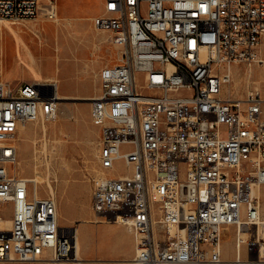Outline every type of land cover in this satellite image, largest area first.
<instances>
[{
	"label": "built area",
	"instance_id": "2783aa9c",
	"mask_svg": "<svg viewBox=\"0 0 264 264\" xmlns=\"http://www.w3.org/2000/svg\"><path fill=\"white\" fill-rule=\"evenodd\" d=\"M40 11V0H0V24ZM107 14L93 23L119 59L85 98L101 134L95 216L132 233L133 264H239L245 244L264 260V97L225 91L236 67L264 63V0H112ZM60 100L56 84L0 80V208L12 211L0 213V262L81 261L78 225H60L56 197L17 168L19 130L55 120ZM117 163L126 173L108 174Z\"/></svg>",
	"mask_w": 264,
	"mask_h": 264
},
{
	"label": "rangeland",
	"instance_id": "374dc122",
	"mask_svg": "<svg viewBox=\"0 0 264 264\" xmlns=\"http://www.w3.org/2000/svg\"><path fill=\"white\" fill-rule=\"evenodd\" d=\"M102 3L103 0H40V7L49 9L51 4L57 5L59 16L62 18L61 24L50 21L46 11L42 10L35 19L0 24V80L3 79L16 87L21 82H44L45 74L48 75L47 80L53 79L51 74H55L59 78L61 92L75 89L78 84L76 76L82 74L81 58L85 54L86 46L98 40L89 27L90 21L85 18L91 17L92 23L96 15L103 14L104 3ZM70 15L83 20L72 25L70 20L69 25L64 17ZM5 25H8V28ZM262 48L264 53V39ZM17 49L26 60L29 50L33 52L34 59L38 63L36 67L41 68L43 77L41 80L35 79L34 73L26 64L18 60ZM105 52L113 63L118 62L117 47L113 51L105 50ZM74 55H77L79 60ZM99 73L100 68L90 69L89 85L94 93L89 98L99 92V85L96 86L99 82ZM233 74L232 82L225 89L226 93L240 98L251 86L258 88L264 97V63H255L252 66L240 65L234 69ZM63 101L66 103L59 106L56 120L45 124L42 122L26 124L19 130L16 142L18 173L24 177H33L38 170L44 177L39 184L41 196L51 194L49 183L56 191L60 225H79L83 243L80 254L83 260L80 261L81 263L67 264H94V261L103 259L99 255H108L107 260H115L117 255L115 250L119 246L118 239H122L121 245L128 248V237L118 227L97 226L108 223L101 222L100 218L97 219L91 206L94 179L102 172L99 162L100 128L92 122L91 105L88 100L82 98L77 102L68 98ZM60 110L66 114L61 115ZM107 173L118 175L126 173V170L121 163H117L115 169ZM0 213L3 218L12 216L11 208L7 204L1 206ZM81 219L93 222L82 223ZM222 241L225 257L234 260L236 257L234 228L226 230ZM86 244H88L87 250L91 249L89 252L84 251ZM252 246L254 251L248 256ZM256 252L254 245L245 244L242 249V260L248 258L254 260Z\"/></svg>",
	"mask_w": 264,
	"mask_h": 264
},
{
	"label": "crops",
	"instance_id": "0c3cea01",
	"mask_svg": "<svg viewBox=\"0 0 264 264\" xmlns=\"http://www.w3.org/2000/svg\"><path fill=\"white\" fill-rule=\"evenodd\" d=\"M104 1L105 0H103V3H104ZM56 9H57V14L59 15L58 7H56ZM96 16H98V15H96ZM64 18H71V23H70L71 25L74 22L83 20V19L73 18L71 15L64 17ZM85 19H88L90 21L89 27L93 31V33L97 36L98 40H94L90 45L86 46L85 54L81 58L82 74L76 76L77 83H78L76 85V88L72 89L70 91L66 90L64 92H61L60 87H59L60 81H59V78L55 74H51V76L56 77L57 81H59V82L48 81L47 80V78H48L47 74L44 75V78H45V79H43L44 82H38V83H42V84H47L48 87H52L53 84H56L58 93H61V95H65V96H86V97L88 96L89 97L90 95H92L94 93L93 88H91V86L89 85V83H90V77H89L90 69L100 68V71H101L105 66L115 64V63H113L112 60H110L111 58L109 59V56L105 52V50L113 51L114 49H116V46L112 43V33L110 31H101V30L96 29V27L94 26V23H93V19H92V23H91V17H88ZM75 51H76V49H75ZM74 56L77 60H79L77 55H74ZM97 85H99V90H100V78H99V82L96 83V86ZM97 226H111V227H118V228L122 229L128 237L129 246H128V248L122 246L121 245L122 239H118L117 242L119 243V246L115 250V252L117 254L115 256V258H116L115 260H107L109 258L108 255H103V256L99 255L103 259H101L97 262L94 261L93 263L94 264H133L132 260H133V257L135 255V243H134V237H133L132 233L129 232L124 226L119 225V224H115V223H108V224L103 223V224H100ZM87 245L88 244L85 245L84 251L89 252L91 249L88 248V250H87ZM36 263H38V264H54L53 262H49V261H40V262H36ZM0 264H27V263H23V262H6V263L0 262Z\"/></svg>",
	"mask_w": 264,
	"mask_h": 264
},
{
	"label": "bare ground",
	"instance_id": "6f19581e",
	"mask_svg": "<svg viewBox=\"0 0 264 264\" xmlns=\"http://www.w3.org/2000/svg\"><path fill=\"white\" fill-rule=\"evenodd\" d=\"M55 7H57V5H55ZM41 10L42 11H47L48 9L47 8H44L43 6L41 7ZM112 12V0H105L104 1V13L101 14V15H98L95 19L96 21H110V14H107V13H111ZM44 13V12H43ZM64 20L67 21V23L69 24L70 23V18H64ZM50 21H54L56 24H61L62 22V18L57 14V17L54 19V20H50ZM66 24V23H65ZM7 28H8V25H5ZM12 31H14L13 29H11ZM1 36H2V32H1ZM3 37V36H2ZM1 39V38H0ZM3 45V44H2ZM3 49V47H2ZM2 56V55H1ZM27 59H24L22 54H21V51L19 49H17V58L20 62H23L26 64V66L30 69L31 72L34 73V76H35V79L37 80H41L43 77H42V74H41V71H40V67L37 68V62L35 61L34 59V54L31 50H29L28 52V55H27ZM4 57V56H3ZM2 57V58H3ZM1 71V70H0ZM56 77H54L53 79H48V81H55V82H59V81H56ZM58 96L59 98L61 99L60 100V105L63 104V103H66L62 100L64 99H68V98H71L72 100L74 101H79L80 99H88L89 97H80V96H65V95H61V93H58ZM70 101V100H69ZM61 112V115H65L66 113L63 111V110H60ZM58 117V116H57ZM56 117V119H57ZM55 119V120H56ZM23 128V126H22ZM44 130L46 131V126H44ZM45 144V143H44ZM27 178H31L33 179L37 185H39L40 183H42L43 181V176L42 174L39 173L38 170L35 171V175L33 177H27ZM46 179V178H45ZM47 180V179H46ZM49 181V180H48ZM48 187H49V191L51 194H53V196L56 195V191L55 189L53 188V186L49 183L48 184ZM78 221V220H77ZM80 222L82 223H92L93 221L92 220H88V219H81ZM0 224L1 226L5 227V228H9L10 226V220L9 219H4V220H1L0 221ZM226 232V231H225ZM77 234H78V240H77V245H78V255L80 257V260H83V258H81V254H80V251L83 250V243L81 241V234H80V229H79V225L77 227ZM225 235V233L223 234V236ZM225 240V238H224ZM223 242V241H222ZM253 246H252V249L248 251V256H251L252 253H253ZM252 251V253H250ZM241 255V253H240ZM132 260V259H131ZM264 263V260L261 259V256L258 255V253L256 252V256H255V259L254 260H251V259H247V260H242L241 263L239 264H263Z\"/></svg>",
	"mask_w": 264,
	"mask_h": 264
}]
</instances>
